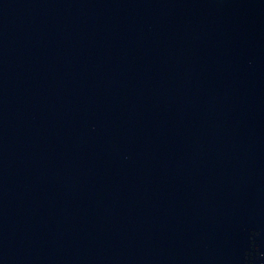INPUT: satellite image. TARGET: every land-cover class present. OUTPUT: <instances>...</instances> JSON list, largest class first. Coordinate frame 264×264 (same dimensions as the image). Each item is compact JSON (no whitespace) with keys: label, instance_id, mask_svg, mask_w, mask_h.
Masks as SVG:
<instances>
[{"label":"water","instance_id":"95a60500","mask_svg":"<svg viewBox=\"0 0 264 264\" xmlns=\"http://www.w3.org/2000/svg\"><path fill=\"white\" fill-rule=\"evenodd\" d=\"M0 264H264V0H0Z\"/></svg>","mask_w":264,"mask_h":264}]
</instances>
